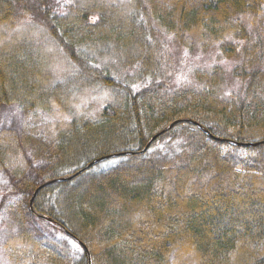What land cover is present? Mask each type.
Listing matches in <instances>:
<instances>
[{
	"label": "trees",
	"instance_id": "1",
	"mask_svg": "<svg viewBox=\"0 0 264 264\" xmlns=\"http://www.w3.org/2000/svg\"><path fill=\"white\" fill-rule=\"evenodd\" d=\"M81 1L0 0V105L68 117L12 210L72 264H264V0Z\"/></svg>",
	"mask_w": 264,
	"mask_h": 264
},
{
	"label": "rangeland",
	"instance_id": "2",
	"mask_svg": "<svg viewBox=\"0 0 264 264\" xmlns=\"http://www.w3.org/2000/svg\"><path fill=\"white\" fill-rule=\"evenodd\" d=\"M105 1L115 2V0ZM172 1L175 0H169L170 3ZM85 2L86 0H83L80 3ZM90 14L99 15L98 11L90 12ZM51 46L52 44L48 43V46H45V51L51 52ZM183 49L185 50V48ZM182 53L186 52L182 51ZM200 54L198 57L195 56L196 59L194 60L193 55L190 54L192 58H189L191 61L189 66L179 62L176 55L173 56L175 69L178 71L181 65L183 70L188 67L191 69L196 64H203L202 66L207 67L218 57L209 55V59H207V55ZM213 64L224 68V63L221 61L216 62L215 60ZM167 74L170 77L169 71ZM178 75V73L174 74L172 80L177 79ZM75 80H78L76 75L71 82ZM171 82L168 81L167 84ZM82 88L85 89L84 94L89 92L84 84ZM98 94L106 96L108 92L106 88L96 90V98H93L96 99L94 104H97L98 98L102 97ZM67 121L66 112L57 107H50L49 110L43 111L40 109H21L17 103L0 105V264H72L81 255L80 246H76L73 242L61 237L60 233L50 224L34 219L36 222L26 225L23 218H21V212L16 213L14 209L12 210L13 207L16 208L18 200L22 199L27 204L32 193L31 188L25 191L20 186L21 184H16L19 182L18 178L22 175L28 176L27 179L33 185L42 182L41 177L46 173V164L56 160L59 135ZM246 156L250 158L252 155L239 152L236 157L246 159ZM110 164H105V167H103L105 171L115 169L113 168L114 162ZM126 182L128 185L135 183L131 174ZM90 185L86 184L82 189L83 195H85L87 189L91 190ZM81 192L79 191L75 195L81 196ZM92 194L93 191L90 195ZM18 209L20 210L19 207ZM73 211L76 212V208H73ZM103 215L100 213L99 216L102 218ZM49 240L57 242L56 254L62 253L61 256H57L59 260L56 258L49 259L47 250L38 247V244L43 245L44 242Z\"/></svg>",
	"mask_w": 264,
	"mask_h": 264
},
{
	"label": "water",
	"instance_id": "3",
	"mask_svg": "<svg viewBox=\"0 0 264 264\" xmlns=\"http://www.w3.org/2000/svg\"><path fill=\"white\" fill-rule=\"evenodd\" d=\"M163 133V132H162ZM162 133H160V134H158V135H156L154 138H152L151 139V141L149 142V144H151L159 135H161ZM258 145V143H253V144H251V146L252 147H255V146H257ZM41 187L42 186H40L38 189H41ZM34 195H35V193L32 195V197H31V199H30V201H29V206H31L32 205V201H33V198H34Z\"/></svg>",
	"mask_w": 264,
	"mask_h": 264
}]
</instances>
